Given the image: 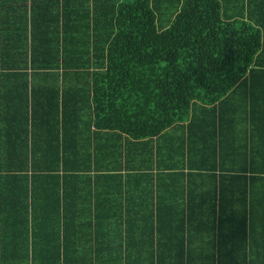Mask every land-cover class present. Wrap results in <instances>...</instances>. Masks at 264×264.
<instances>
[{
	"label": "crops",
	"instance_id": "1",
	"mask_svg": "<svg viewBox=\"0 0 264 264\" xmlns=\"http://www.w3.org/2000/svg\"><path fill=\"white\" fill-rule=\"evenodd\" d=\"M218 1L223 20L264 25V0ZM57 2L0 0V264H264V157L253 154L264 151V82H241L215 112L195 103L187 122L153 139L94 128L84 139L88 124L76 119L65 133L42 109L54 86L67 99L73 88L79 119L90 79L53 80L54 33L87 37V25L111 24L112 6L98 2L87 18L82 0ZM59 130L62 151L90 142L91 177L68 164L65 177L21 179L22 160L53 170L44 153L57 150Z\"/></svg>",
	"mask_w": 264,
	"mask_h": 264
},
{
	"label": "trees",
	"instance_id": "2",
	"mask_svg": "<svg viewBox=\"0 0 264 264\" xmlns=\"http://www.w3.org/2000/svg\"><path fill=\"white\" fill-rule=\"evenodd\" d=\"M61 1L70 9L76 0H58V6ZM101 1L108 2L82 0L87 18L91 6ZM110 4L111 24L87 25V37L70 34L69 26L63 39L54 33L53 80L90 79L80 90L85 104L79 119L74 118L73 88L67 89L73 99H67V93L60 94L54 86L52 104L42 109L53 117V126L63 127L65 133L66 127L74 131L75 126L68 124L76 119L88 124V128L78 126L84 139L94 136L92 128L153 139L187 122L195 103L213 106L215 112L241 82H264V25L223 20L218 0H179L177 8L159 0H111ZM166 15L170 23L164 28L159 22ZM86 111H92L88 120ZM23 113L27 115L28 108ZM60 131L55 137L57 150L44 153L53 170L43 171L36 165L32 170L22 160L21 179L48 174L65 177L71 175L66 174L68 164L78 165L80 174L75 177H91L97 160L90 142L84 151H62L59 144L65 135ZM262 153L264 157V151L253 152ZM119 157L116 168L121 170L124 152ZM158 221L163 223L161 216Z\"/></svg>",
	"mask_w": 264,
	"mask_h": 264
}]
</instances>
